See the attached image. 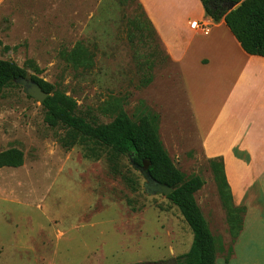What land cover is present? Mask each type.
<instances>
[{"label":"rangeland","instance_id":"rangeland-1","mask_svg":"<svg viewBox=\"0 0 264 264\" xmlns=\"http://www.w3.org/2000/svg\"><path fill=\"white\" fill-rule=\"evenodd\" d=\"M79 50L83 65L70 58ZM0 60L22 68L32 61L92 125L120 111L133 122L153 119L175 168L203 181L196 203L218 253L231 255L227 213L180 73L136 1L3 0ZM44 115L22 85L2 90L0 152L20 150L23 165L0 169V264H174L189 250L193 235L179 210L146 192L127 157L95 144L66 151L58 143L65 131ZM90 149L98 159L85 156ZM248 244L253 259L245 264H264L262 233Z\"/></svg>","mask_w":264,"mask_h":264},{"label":"crops","instance_id":"crops-1","mask_svg":"<svg viewBox=\"0 0 264 264\" xmlns=\"http://www.w3.org/2000/svg\"><path fill=\"white\" fill-rule=\"evenodd\" d=\"M136 1L177 65L201 155L221 161L232 204L244 210L228 262L217 252L216 264L249 263V239L264 236V57L246 54L200 0Z\"/></svg>","mask_w":264,"mask_h":264},{"label":"trees","instance_id":"trees-1","mask_svg":"<svg viewBox=\"0 0 264 264\" xmlns=\"http://www.w3.org/2000/svg\"><path fill=\"white\" fill-rule=\"evenodd\" d=\"M200 2L205 15L214 23L224 21L246 54L264 57V0ZM228 3L239 4V7L228 12L225 8ZM138 6L143 13L146 28L156 35L141 6ZM70 58L80 65L88 62L87 56L81 50L77 54L72 53ZM25 66L26 68H22L13 62L0 60V94L14 80L29 76L42 91L49 94L42 103L45 110L44 122L52 129L61 128L65 131L64 136L58 139L62 148L68 151L80 145L89 149L90 144H95L110 149L116 155L127 157L135 166L142 167L145 163L146 172L153 182L172 188L171 194L166 198L179 210L193 235L189 250L179 256L175 264H216V241L195 200V194L202 188L203 181L197 176L186 178L175 168L159 138L155 121L148 116H142L137 122H133L125 112L120 111L111 122L92 125L75 115L76 103L70 97L54 91L53 85L39 78L42 71L32 61H27ZM28 70L32 71L31 75ZM90 151L91 153L85 154L86 157L99 158L95 150ZM210 162L218 186L217 194L227 213L228 232L235 240L241 231L244 210L232 204L221 161ZM22 165L23 154L20 150L8 149L0 152V169H16ZM224 260L228 262L229 255Z\"/></svg>","mask_w":264,"mask_h":264},{"label":"water","instance_id":"water-1","mask_svg":"<svg viewBox=\"0 0 264 264\" xmlns=\"http://www.w3.org/2000/svg\"><path fill=\"white\" fill-rule=\"evenodd\" d=\"M239 7V4L234 5L232 3H228L225 5V8L228 12L236 10ZM15 83H18L20 85L23 86V90L25 92V94L27 96H29L30 98L36 100L37 102H39L40 104H42L44 102V100L49 97V94L45 93L44 91H42V89L36 84L34 83L29 76H27L26 78H18L16 80H14ZM130 164L131 166L136 169L137 171H139L141 173V175L143 176L144 180H145V185L147 188V193L150 194H160V195H164V196H168L169 194H171L172 192V188L170 187H165L162 186L160 184H156L155 182H153V180L150 178L149 174L146 172L147 169V165L145 163H143L142 167H138L135 166L131 160ZM148 189L150 191H148Z\"/></svg>","mask_w":264,"mask_h":264},{"label":"built area","instance_id":"built-area-1","mask_svg":"<svg viewBox=\"0 0 264 264\" xmlns=\"http://www.w3.org/2000/svg\"><path fill=\"white\" fill-rule=\"evenodd\" d=\"M190 27H191V29L197 30L198 32H204L205 31V27L199 25L197 22H192Z\"/></svg>","mask_w":264,"mask_h":264},{"label":"flooded vegetation","instance_id":"flooded-vegetation-1","mask_svg":"<svg viewBox=\"0 0 264 264\" xmlns=\"http://www.w3.org/2000/svg\"><path fill=\"white\" fill-rule=\"evenodd\" d=\"M148 188V187H147ZM147 188H146V185H145V190L147 191ZM148 191H150L149 189H148ZM146 264H151V263H146ZM155 264H165L164 262H162V261H159V262H156ZM174 264H175V262H174Z\"/></svg>","mask_w":264,"mask_h":264}]
</instances>
